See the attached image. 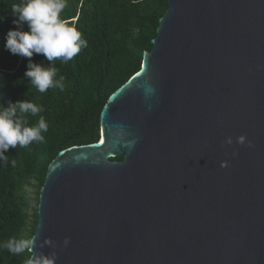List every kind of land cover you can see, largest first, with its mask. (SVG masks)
<instances>
[{
	"label": "water",
	"instance_id": "95a60500",
	"mask_svg": "<svg viewBox=\"0 0 264 264\" xmlns=\"http://www.w3.org/2000/svg\"><path fill=\"white\" fill-rule=\"evenodd\" d=\"M168 4L98 141L49 164L31 254L264 264V0Z\"/></svg>",
	"mask_w": 264,
	"mask_h": 264
},
{
	"label": "trees",
	"instance_id": "16d2710c",
	"mask_svg": "<svg viewBox=\"0 0 264 264\" xmlns=\"http://www.w3.org/2000/svg\"><path fill=\"white\" fill-rule=\"evenodd\" d=\"M20 0H0V103L26 100L43 108L38 116L26 117L29 125L40 116L48 130L44 142L9 148L0 159V244L9 238H29L37 230V206L30 211L26 187L37 188L38 200L47 169L59 151L98 141L101 111L111 94L133 77L143 55L153 47L160 18L168 0H65L62 19L68 20L87 41L67 63L55 62L56 78L65 77V88L39 93L24 76L28 58L5 49L6 34L17 26L12 5ZM27 30V25L24 26ZM33 62L47 67L41 54ZM15 159V166L12 160ZM116 159H122L117 157ZM31 254L13 255L0 247V264H24Z\"/></svg>",
	"mask_w": 264,
	"mask_h": 264
},
{
	"label": "clouds",
	"instance_id": "9594fccd",
	"mask_svg": "<svg viewBox=\"0 0 264 264\" xmlns=\"http://www.w3.org/2000/svg\"><path fill=\"white\" fill-rule=\"evenodd\" d=\"M66 7L65 0H20L12 5V13L16 19L13 24L17 27L6 34L5 49L13 55L28 58L27 70L24 76L29 79L31 87L39 93H45L49 88H65V77H57L58 69L55 62L71 61L80 51L87 47V41L68 20L62 19L60 14ZM27 25V30L24 26ZM34 54H41L49 62L47 67L33 62ZM2 75V74H0ZM4 85H0L2 87ZM43 111L41 106L26 100L9 102L8 106L0 103V159L7 160L5 153L11 148L26 147L33 141L44 142L43 132L48 130V124L43 116L29 125L26 117L38 116ZM244 138H239L243 143ZM226 143L232 144L231 138ZM251 142H249V145ZM15 159L12 165L15 166ZM223 166V165H221ZM70 238H65L67 246ZM34 237L9 238L0 244L11 254L18 255L25 251L31 254L34 248ZM56 253L49 255L31 254L24 264H54Z\"/></svg>",
	"mask_w": 264,
	"mask_h": 264
},
{
	"label": "rangeland",
	"instance_id": "374dc122",
	"mask_svg": "<svg viewBox=\"0 0 264 264\" xmlns=\"http://www.w3.org/2000/svg\"><path fill=\"white\" fill-rule=\"evenodd\" d=\"M26 190H27L28 196L30 198V207H31L30 211H32V209L38 205L37 188L31 187V186H27Z\"/></svg>",
	"mask_w": 264,
	"mask_h": 264
}]
</instances>
